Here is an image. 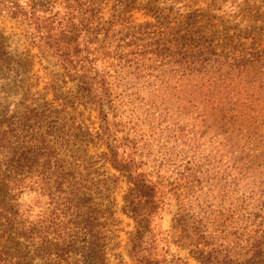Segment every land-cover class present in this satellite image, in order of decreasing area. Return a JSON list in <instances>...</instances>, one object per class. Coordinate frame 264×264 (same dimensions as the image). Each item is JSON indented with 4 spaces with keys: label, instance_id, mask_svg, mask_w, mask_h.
I'll use <instances>...</instances> for the list:
<instances>
[{
    "label": "rangeland",
    "instance_id": "obj_1",
    "mask_svg": "<svg viewBox=\"0 0 264 264\" xmlns=\"http://www.w3.org/2000/svg\"><path fill=\"white\" fill-rule=\"evenodd\" d=\"M53 1L51 27L76 40L74 75L36 19L0 6V126L52 99L54 85L72 92L80 132L104 129L108 111L124 148L165 182L170 194L154 221L165 258L201 264L192 250L216 248L237 264H264V0ZM94 70L100 86L89 83ZM79 145L104 193L97 200L115 203L105 264H142L128 247L136 223L121 210L128 183L102 162L105 145ZM110 176L119 178L112 192L102 186ZM91 183L83 215L37 184L0 192V264H85V234L69 248L62 229L78 239ZM197 226L202 239L191 241Z\"/></svg>",
    "mask_w": 264,
    "mask_h": 264
},
{
    "label": "trees",
    "instance_id": "obj_2",
    "mask_svg": "<svg viewBox=\"0 0 264 264\" xmlns=\"http://www.w3.org/2000/svg\"><path fill=\"white\" fill-rule=\"evenodd\" d=\"M2 1L6 4L0 5L3 8L1 12H7L23 21L28 18L36 19L42 38L47 41L50 48L57 50L69 75H74L77 65L72 47L76 40L70 39L65 42L54 32L51 25L58 13L54 16L46 15L53 9L54 1L38 0L36 3L34 0ZM94 73L89 83L100 86V75L97 70H94ZM52 88L54 91L52 99L46 96L43 103L32 102L25 108L24 115L15 122V125L0 126V192L17 188L25 190L37 184L47 190H53L54 194H60L63 203L66 204V212L79 209L78 212L83 215V207L87 201V198L83 197L85 184L91 183L90 171L93 168L89 165L91 157L85 153V149H80L79 143L95 140L106 146V151L101 155L102 162L110 164L128 183L121 210L136 223L135 230L128 239L131 256L142 264H186L181 258L168 259L161 254L162 232L156 230L154 221L164 209L165 197L170 194L165 182L159 175L154 174L145 162L138 160L133 153L124 148L128 143L112 128L108 111L107 126L104 129L93 134L89 128L84 127L80 132L75 113L76 96L72 92H61V87L54 89L57 88L56 85ZM98 89L99 87L96 90ZM92 92L94 94V91ZM108 104L107 101V107ZM99 105L104 111L102 99H99ZM33 178H36V181L32 182ZM118 179L116 176H110L102 186L112 192ZM92 186L94 189L90 190L93 195L89 207L91 210L89 216L86 219L82 217L84 219L79 222L75 231L79 235L78 239L72 238L71 233L67 235L69 229L67 225L62 229V233L70 240L69 248H74L84 233L83 241L87 244L85 264H105L107 235L104 226H108L110 220L114 221L115 203L109 201V205L104 206L103 202L97 200L98 196L104 194L102 189L100 191V186L95 182ZM74 203L77 208H74ZM105 214H107L105 221L102 222L99 216ZM196 229L199 236L192 234L191 241L202 239V228L197 226ZM195 242L200 244L203 241ZM60 249L67 251L66 247ZM192 253L201 264H237L230 254H223L222 250L216 248L211 251L198 248L192 250Z\"/></svg>",
    "mask_w": 264,
    "mask_h": 264
}]
</instances>
